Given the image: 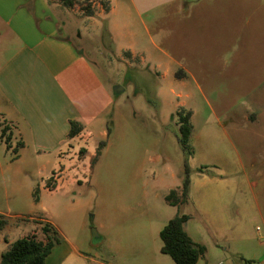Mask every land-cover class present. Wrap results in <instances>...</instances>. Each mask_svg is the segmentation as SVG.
<instances>
[{"label":"rangeland","instance_id":"obj_1","mask_svg":"<svg viewBox=\"0 0 264 264\" xmlns=\"http://www.w3.org/2000/svg\"><path fill=\"white\" fill-rule=\"evenodd\" d=\"M117 4L114 40L107 27L84 30L59 13L110 95L105 136L98 128L79 139L85 154L77 145L61 155L21 151L19 139L7 147L10 126L0 118V212L10 225L0 253L7 239L45 238L47 220L61 242L47 264H175L161 252L160 231L186 214L185 230L206 247L197 264H264V0ZM188 111L183 145L179 115ZM69 162L81 181L43 190ZM185 163L188 193L171 205Z\"/></svg>","mask_w":264,"mask_h":264},{"label":"crops","instance_id":"obj_2","mask_svg":"<svg viewBox=\"0 0 264 264\" xmlns=\"http://www.w3.org/2000/svg\"><path fill=\"white\" fill-rule=\"evenodd\" d=\"M108 1L110 6L102 8L97 0H0V118L10 126V147L15 138L22 143L21 151L29 148L35 153L61 155L77 145L85 154L87 149L78 144L79 139L98 128L105 136L101 127L106 124L110 95L84 51L62 27L59 15L69 14L84 30L89 25L107 27L114 40L111 18L119 0ZM91 3L94 12L85 14L82 6ZM67 25L74 27L75 23ZM71 121L83 127L72 138ZM70 162L55 170L43 190L65 191L81 181L80 167ZM5 193L9 198V192ZM9 227L8 222L5 228ZM38 239L46 241V237Z\"/></svg>","mask_w":264,"mask_h":264},{"label":"trees","instance_id":"obj_3","mask_svg":"<svg viewBox=\"0 0 264 264\" xmlns=\"http://www.w3.org/2000/svg\"><path fill=\"white\" fill-rule=\"evenodd\" d=\"M192 111L185 114L180 113V142L186 145L190 136L192 125L190 118ZM83 130L81 123L71 121V130L69 136L72 138L78 135ZM107 134H111V128L108 127ZM10 136L7 137V147L9 148ZM22 146L18 142L16 147ZM106 146V141L103 140L99 144L96 155L92 159V163L97 160L101 154V149ZM16 150V148L14 149ZM84 151V150H83ZM82 151V152H83ZM186 177L182 184V191L178 193L176 190H171L167 195V200L171 205H178L184 202L190 185L189 166L185 163ZM38 198H36V201ZM189 217L186 214H176L168 220L165 226L160 231L162 240L161 252L169 255L175 264H197L200 258L205 256L206 247L194 241L185 230V224ZM8 224L5 215L0 214V231ZM46 241H41L37 238V234L31 233L25 237L19 238L8 244L5 251L1 253L0 264H46L47 257L50 255L55 244L60 243V235L55 227L50 222L42 226Z\"/></svg>","mask_w":264,"mask_h":264},{"label":"built area","instance_id":"obj_4","mask_svg":"<svg viewBox=\"0 0 264 264\" xmlns=\"http://www.w3.org/2000/svg\"><path fill=\"white\" fill-rule=\"evenodd\" d=\"M219 264H224L223 262H220Z\"/></svg>","mask_w":264,"mask_h":264}]
</instances>
